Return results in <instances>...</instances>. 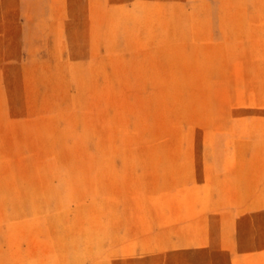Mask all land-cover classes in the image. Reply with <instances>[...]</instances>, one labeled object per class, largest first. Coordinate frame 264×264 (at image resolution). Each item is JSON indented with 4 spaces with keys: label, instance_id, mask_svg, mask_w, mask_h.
<instances>
[{
    "label": "rangeland",
    "instance_id": "rangeland-1",
    "mask_svg": "<svg viewBox=\"0 0 264 264\" xmlns=\"http://www.w3.org/2000/svg\"><path fill=\"white\" fill-rule=\"evenodd\" d=\"M0 264H264V0H0Z\"/></svg>",
    "mask_w": 264,
    "mask_h": 264
}]
</instances>
